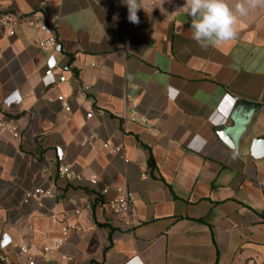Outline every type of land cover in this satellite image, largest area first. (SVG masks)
<instances>
[{
    "label": "crops",
    "instance_id": "crops-1",
    "mask_svg": "<svg viewBox=\"0 0 264 264\" xmlns=\"http://www.w3.org/2000/svg\"><path fill=\"white\" fill-rule=\"evenodd\" d=\"M141 4L132 24L121 0H0V17L17 20L0 27V116L19 132L0 135L6 264H264V159L252 155L264 138V6L238 18L234 39L203 48L185 0ZM44 26L58 48H40ZM242 104L255 109L237 118ZM254 110L237 152L218 131L240 139ZM67 164L80 180L60 179ZM36 189L54 197L25 204ZM127 196L132 227L107 207ZM87 202L90 218L75 216ZM67 225L79 232L47 253Z\"/></svg>",
    "mask_w": 264,
    "mask_h": 264
},
{
    "label": "built area",
    "instance_id": "built-area-1",
    "mask_svg": "<svg viewBox=\"0 0 264 264\" xmlns=\"http://www.w3.org/2000/svg\"><path fill=\"white\" fill-rule=\"evenodd\" d=\"M174 2L177 0H173ZM51 21H56V18L54 16L49 17ZM17 24V20L13 16H1L0 17V27L3 28L4 30L8 32L14 31V28ZM43 30L49 35V38L47 41L42 42L39 44L41 49H56L59 46L58 39L55 35L54 29L51 28L50 26H44ZM48 76L52 75V70H49L47 72ZM61 83L66 82V78H61L60 79ZM91 90V86H87L85 88L86 92H89ZM59 101L63 103V106L65 108L68 107V104L66 100L61 97L59 98ZM238 101V100H236ZM93 117V112H90L87 115V119H91ZM145 123H149L147 119L144 120ZM5 133H10L13 135L14 138H19V132L18 128L16 126H13L11 122H9L6 118L3 116H0V135L5 134ZM91 145V140L86 139L83 142V146H88ZM92 147L94 148L95 145L92 144ZM112 153L114 154H122L123 153V148L122 147H116L112 148L111 150ZM60 179L69 182L73 178H76L77 180H80V178L77 176V174L74 171V168L71 164H67L63 166L60 170ZM97 179L94 178L91 180V184L93 186L97 185ZM106 193V191H105ZM54 197V194L50 191H46L44 189H36L31 192H28L25 194L24 198V203L25 204H30L31 202H35L37 205L41 206L42 202L45 198H52ZM108 209L115 214L116 216L119 217H125L126 219V225L129 227H132L134 225V220L136 218V209H135V204L132 201V199L127 196L123 198H119L114 202H111L107 204ZM93 209V205L89 202L85 204V206L81 209H78L75 211V216H81L83 212H87L89 214V217L91 216V212ZM54 220H57V216L52 217ZM79 232V228L77 225H67L61 230V236L60 238L56 241L54 248L47 249V253H52V252H57L60 251L68 242L69 238ZM20 252L22 255L28 256L29 255V250L26 247H21ZM29 264H34L32 258L29 259Z\"/></svg>",
    "mask_w": 264,
    "mask_h": 264
},
{
    "label": "clouds",
    "instance_id": "clouds-1",
    "mask_svg": "<svg viewBox=\"0 0 264 264\" xmlns=\"http://www.w3.org/2000/svg\"><path fill=\"white\" fill-rule=\"evenodd\" d=\"M128 9V21L139 23L137 12L143 8L141 0H121ZM264 6V0H185L181 8L191 18L192 40L201 47H220L236 35L239 17L246 16L250 8Z\"/></svg>",
    "mask_w": 264,
    "mask_h": 264
},
{
    "label": "water",
    "instance_id": "water-1",
    "mask_svg": "<svg viewBox=\"0 0 264 264\" xmlns=\"http://www.w3.org/2000/svg\"><path fill=\"white\" fill-rule=\"evenodd\" d=\"M245 107L254 108L247 104L240 105L236 112L237 118L243 114V110ZM256 116H257V111L254 110L253 113H248V116L245 117L246 125L244 126L241 132L240 139L238 140L236 139V137L232 134L234 129H230V128L220 129L218 131L219 136L221 137L223 142H225L230 148L236 150L237 152L241 151ZM252 155L257 160L264 159V138H259L254 141L252 148Z\"/></svg>",
    "mask_w": 264,
    "mask_h": 264
},
{
    "label": "trees",
    "instance_id": "trees-1",
    "mask_svg": "<svg viewBox=\"0 0 264 264\" xmlns=\"http://www.w3.org/2000/svg\"><path fill=\"white\" fill-rule=\"evenodd\" d=\"M0 264H6V263L0 258Z\"/></svg>",
    "mask_w": 264,
    "mask_h": 264
}]
</instances>
